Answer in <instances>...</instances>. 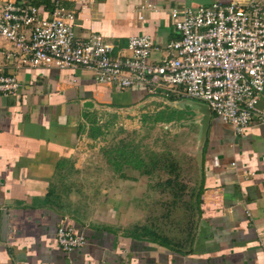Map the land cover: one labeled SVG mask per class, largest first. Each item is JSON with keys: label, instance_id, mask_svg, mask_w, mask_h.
I'll use <instances>...</instances> for the list:
<instances>
[{"label": "crops", "instance_id": "crops-1", "mask_svg": "<svg viewBox=\"0 0 264 264\" xmlns=\"http://www.w3.org/2000/svg\"><path fill=\"white\" fill-rule=\"evenodd\" d=\"M17 1L34 3L46 18L54 6V0ZM60 1L76 12L79 37L100 34L116 56L131 37L150 36L158 48L152 57L158 60L163 46L180 37L172 9L248 0ZM7 53L15 54V47L0 38V67L21 84L14 95L0 94V264H264V122L239 135L211 112L202 137L203 102L153 100L143 87L121 90L99 83L82 67H32ZM166 105L186 108L199 127L200 180L197 196L187 198L189 228L182 246L155 232L134 233L119 200L111 198L100 209L101 218L95 209L79 207L73 191L89 111ZM258 106L264 113V92ZM61 225L84 234L86 244L65 252L56 240Z\"/></svg>", "mask_w": 264, "mask_h": 264}, {"label": "built area", "instance_id": "built-area-1", "mask_svg": "<svg viewBox=\"0 0 264 264\" xmlns=\"http://www.w3.org/2000/svg\"><path fill=\"white\" fill-rule=\"evenodd\" d=\"M0 2V38L16 50L7 53L9 59L32 67H82L93 71L99 83L121 90L139 86L151 98L203 102L239 135L264 122L258 106L264 92V0L172 9L171 22L180 37L163 46L158 60L152 57L158 48L150 36L131 37L116 56L100 34L79 37L76 12L60 0H54L47 18L34 3ZM20 87L17 77L0 67V94L14 95ZM56 240L67 253L87 242L66 225L58 227Z\"/></svg>", "mask_w": 264, "mask_h": 264}, {"label": "rangeland", "instance_id": "rangeland-1", "mask_svg": "<svg viewBox=\"0 0 264 264\" xmlns=\"http://www.w3.org/2000/svg\"><path fill=\"white\" fill-rule=\"evenodd\" d=\"M152 106L129 112L100 106L88 112L73 191L79 207L100 215L111 198L119 200L134 233L151 230L182 246L189 228L187 198L197 196L200 180L199 127L186 108ZM121 152L133 153L134 164L118 170L113 162L122 160Z\"/></svg>", "mask_w": 264, "mask_h": 264}, {"label": "trees", "instance_id": "trees-1", "mask_svg": "<svg viewBox=\"0 0 264 264\" xmlns=\"http://www.w3.org/2000/svg\"><path fill=\"white\" fill-rule=\"evenodd\" d=\"M161 118V117H160ZM167 120V119H166ZM125 156H127V158H125ZM134 155H133V153H126V152H121L120 153V157H121V161H120V159L118 160V161H116V160H114V162H113V164H114V166L116 167V168H118V170H120L121 169V166L124 164V163H126V164H128V165H131V164H134V157H133ZM125 158V159H124ZM139 165H140V162L138 163V164H136V167L138 166L139 167ZM154 232L153 231H151V230H147L146 231V234H147V236L149 235V236H154V234H153ZM142 237H144V236H142Z\"/></svg>", "mask_w": 264, "mask_h": 264}, {"label": "water", "instance_id": "water-1", "mask_svg": "<svg viewBox=\"0 0 264 264\" xmlns=\"http://www.w3.org/2000/svg\"><path fill=\"white\" fill-rule=\"evenodd\" d=\"M206 115L203 117V120L201 121V136L204 137L205 136V133H206V130H207V126H208V122H209V118H210V109L209 107L206 105Z\"/></svg>", "mask_w": 264, "mask_h": 264}]
</instances>
